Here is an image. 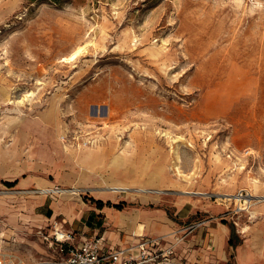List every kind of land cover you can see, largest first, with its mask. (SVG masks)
<instances>
[{
    "label": "rangeland",
    "instance_id": "1",
    "mask_svg": "<svg viewBox=\"0 0 264 264\" xmlns=\"http://www.w3.org/2000/svg\"><path fill=\"white\" fill-rule=\"evenodd\" d=\"M244 62L240 101L208 108L219 64ZM260 72L264 0H0V248L57 256L44 236L59 228L77 244L75 232L63 216H27L31 205L95 191L123 211L161 209L176 228L226 217L242 240L221 216L239 204L223 195L264 194ZM50 186L81 190L39 191ZM234 217L240 229L260 219Z\"/></svg>",
    "mask_w": 264,
    "mask_h": 264
},
{
    "label": "crops",
    "instance_id": "2",
    "mask_svg": "<svg viewBox=\"0 0 264 264\" xmlns=\"http://www.w3.org/2000/svg\"><path fill=\"white\" fill-rule=\"evenodd\" d=\"M65 193L67 192L61 194ZM94 197L89 202L72 200L69 197H60L53 201L39 198L31 205L27 216L41 221L43 218L63 216L67 226L75 232L77 244L99 237L103 248L136 243L140 236H161L164 238V244H174L172 264H230L229 260L233 264H264V200L257 203L251 201L248 208L239 211L240 213H235V208L222 213L221 216H232V223L236 225L237 233L242 237V240H239L233 233L234 241L238 242L230 245L228 241L234 229L222 222L226 217L215 219L207 216L176 228L177 223L171 221L175 224L171 225L165 217L166 212L161 209L123 211L111 205L114 203H111L110 199L114 196L109 193L95 191ZM108 202L111 204L108 205ZM234 216H260V219L252 224L249 222L255 219L247 221L245 227L240 229ZM141 222H144L146 227L141 233H135L139 225L143 224ZM195 223L199 224L192 230L185 231L183 239L178 240L177 235L181 233L177 231ZM251 227L252 230L246 233Z\"/></svg>",
    "mask_w": 264,
    "mask_h": 264
},
{
    "label": "built area",
    "instance_id": "3",
    "mask_svg": "<svg viewBox=\"0 0 264 264\" xmlns=\"http://www.w3.org/2000/svg\"><path fill=\"white\" fill-rule=\"evenodd\" d=\"M249 203L241 198V206L235 208V213L248 208ZM198 224L178 230L177 233H181L177 235L178 240L183 239L185 231L192 230ZM44 239L47 240V247L54 250L57 256H46L47 258L39 260L24 259L0 248V264H172L174 253V244H164L161 236H140L136 243L103 248L99 237L73 244L70 242L73 240L71 232H62L56 228L51 235L44 236Z\"/></svg>",
    "mask_w": 264,
    "mask_h": 264
},
{
    "label": "bare ground",
    "instance_id": "4",
    "mask_svg": "<svg viewBox=\"0 0 264 264\" xmlns=\"http://www.w3.org/2000/svg\"><path fill=\"white\" fill-rule=\"evenodd\" d=\"M75 56V53L71 54V56L68 59H72ZM223 74L226 76V78L222 81V87L223 91L221 92V95L218 99V102L213 98L214 103H212V106H208V108H217L221 112L226 111L229 106L232 103H237L240 101L241 96H243L246 88L248 85L252 83V80L249 78V73H250V67L244 62L240 66H234V65H228L227 63L219 64L218 66ZM223 75V76H224ZM255 83V80L253 84ZM264 73L260 72L259 77L257 78V81L255 83V89L256 93L260 95H264ZM234 113V110H231V114ZM229 114V113H228ZM227 114V115H228ZM177 169V172L179 171L178 166H175ZM255 182V181H253ZM114 191H119V190H126V186H112L110 187ZM81 190L80 188H59V187H44L41 188L39 191L41 193L47 194V193H60V192H71V193H76L77 191ZM139 191H143L146 189H137ZM159 191V190H158ZM224 198L226 199H231L233 198L238 204L240 205V200L241 198L245 199L247 202L255 201L260 202L264 200V194L263 195H255L253 193H249L248 195H241L240 192L238 193H225L223 195ZM253 199V200H252ZM252 217V216H251Z\"/></svg>",
    "mask_w": 264,
    "mask_h": 264
},
{
    "label": "trees",
    "instance_id": "5",
    "mask_svg": "<svg viewBox=\"0 0 264 264\" xmlns=\"http://www.w3.org/2000/svg\"><path fill=\"white\" fill-rule=\"evenodd\" d=\"M8 186H12L13 185V182L12 183H6ZM108 205H110L111 203H107ZM111 205H113L114 207H116V208H119L118 207V205H116V204H111ZM234 232H233V230H232V232H231V235H230V238H229V241H228V243L230 244V245H233V244H236L237 242H238V240L235 242L234 241V234H233Z\"/></svg>",
    "mask_w": 264,
    "mask_h": 264
}]
</instances>
